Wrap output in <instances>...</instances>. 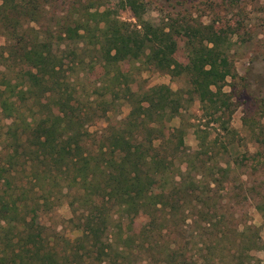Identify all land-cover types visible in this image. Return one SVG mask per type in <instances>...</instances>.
<instances>
[{
	"label": "trees",
	"instance_id": "16d2710c",
	"mask_svg": "<svg viewBox=\"0 0 264 264\" xmlns=\"http://www.w3.org/2000/svg\"><path fill=\"white\" fill-rule=\"evenodd\" d=\"M54 1L0 0V32L6 38V45L0 46V101L13 118L7 133L13 140H7L6 147L0 152V263L26 264L29 257L34 264H178L181 256L186 260L189 254L178 253L174 247L176 242L166 240L161 229H157L158 204L166 202L161 210L164 217L166 208H170L171 222L175 217L173 210L178 208L168 202L174 195L185 198L182 206L184 209L189 207L184 210L186 213L183 212L186 220L193 219L189 214L190 204L199 217L207 212L211 217L216 215L215 204L211 205L210 198L198 196L197 189L201 184L195 179L187 184V178L191 176L189 169L194 168L192 163L188 166L191 160L185 158L179 161L180 166L176 164L178 156L175 152L184 144V133L178 131L181 132L178 143L173 141L175 133L174 137L172 133H166L170 128L168 121L179 113L180 103L176 99L179 94L161 87L152 94L147 92L136 98L135 93L127 90L132 107L128 116L107 126L96 136L88 128L97 116L94 101L88 97L90 105L83 103L67 75V68H79L89 56L85 53L88 49L105 62L110 74L115 72L117 78L111 79L116 80L125 62L143 60L173 76H190L199 100L215 102L217 109L220 97L210 86L229 73L230 33L208 26L203 27L202 33L195 27L189 29L191 43L188 41L185 45L189 61L183 64L175 58L178 41L163 27L155 28L149 22L133 26L112 17L106 10L87 11L88 17L76 19L74 27L68 22L56 23L49 17V7ZM129 3L136 10L135 3ZM55 23L60 26L56 32L52 30ZM199 34L200 45H197L194 38ZM10 71H17L15 77L24 80L22 87L8 78ZM36 100L44 109L40 111L42 120L33 126L24 113L36 106L33 104ZM162 103L169 106L168 111L163 109ZM224 104L223 100L220 105ZM31 116L36 119L34 112ZM224 129L230 128L225 125ZM93 140L94 148L88 147L87 142ZM199 147L200 154L207 153L206 138ZM183 162L187 164L188 173L182 171ZM200 168L206 173L207 163ZM229 173L230 167H219V175L213 173L210 176L220 184ZM177 175L184 180L177 181ZM19 176L25 178L21 186L15 183ZM59 178L65 182L64 186L56 182ZM168 178L172 183L165 200V196L156 191L166 192ZM65 188L76 190L70 204L75 216L82 220V235L71 241L63 236L33 232L18 235L21 238L19 244H15L14 237L19 234L15 233L16 223H26L31 209L25 203V208L29 209L23 214L24 219L12 216L19 215L18 192L30 191V202L34 203L32 211L36 213L51 210L53 203L59 204L58 199L64 195ZM105 198L122 205L128 214H137L138 219L143 218L142 212L152 206L155 209L152 221L132 235L123 231L127 227L122 221L121 231L114 229L110 238V215L98 201ZM121 198H124L123 202H119ZM81 209L82 214L77 215ZM211 220L214 219L206 215L197 222L201 221L200 224L208 229L214 226ZM2 222L9 224V228ZM34 223L26 224L28 228H34ZM242 235H248L246 229ZM215 237L218 240L217 234H212L211 240ZM60 239L67 245L62 253L57 250L56 241ZM244 240L253 246L258 242L253 236ZM16 246L18 252H15ZM140 253H145L147 258L137 259ZM238 264H246L243 255Z\"/></svg>",
	"mask_w": 264,
	"mask_h": 264
},
{
	"label": "rangeland",
	"instance_id": "374dc122",
	"mask_svg": "<svg viewBox=\"0 0 264 264\" xmlns=\"http://www.w3.org/2000/svg\"><path fill=\"white\" fill-rule=\"evenodd\" d=\"M129 1L135 3L136 10L130 6ZM95 10L110 11L112 17L132 23L133 26L149 22L155 28L163 27L165 31H171L178 41L175 58L183 64L189 61V53L185 46L188 41L191 43L189 29L195 27L202 33L205 31L203 27L208 26L230 33L227 53L230 63L229 73L224 79L220 78L215 85L210 86L212 92L220 97V101L216 103L219 110L214 108L215 102L199 100L190 76L186 74L173 76L155 65L146 64L143 60L125 62L118 72V79L113 80L112 77L117 78L114 76L115 72L112 71L110 74L105 62L95 52L87 49L85 53L89 56L86 61L74 70L67 68V75H70L84 104L88 103V97L94 101L93 107L97 116L88 128L96 136L101 135V131L107 126L117 124L128 116L132 107L127 98V90L129 93L130 91L135 93L136 98L142 97L147 92L152 94L161 87L177 92L176 94L179 95L176 99L180 103L179 113L168 121L170 128L166 133H172V137L175 133L176 137L173 141L176 143L181 133L178 131L184 133V144L178 152H175L176 157L178 156L176 164L180 166L179 161L185 158L191 160L188 166L192 163L195 169H189L191 176L185 175L189 177L187 184L192 179H195L197 184H201L197 189L198 196L210 198L211 205L215 204L216 215L211 217L210 212L206 213L209 219H214L211 220L214 226L205 229L206 227L200 224L202 222L198 223L197 220L205 219L206 215L197 216V210L190 204L189 214L193 219L186 220L183 212L189 207L184 209L182 206L185 198L174 195L168 200L173 205H178V208L173 210L174 220L169 221L170 208H166L167 216L163 217L161 209L166 203L163 201L162 205L157 206L160 210L157 229H161L166 240L168 238L176 242L174 247L178 253L183 255L188 252L189 257L185 260L181 256L178 264H238L242 255L246 264H264V0H55L49 7V17L56 23L68 22L74 27L77 25L76 19L83 20L88 17L87 11L89 13ZM56 23L52 28L55 32L60 28ZM200 37L201 34L194 38L197 45H200L198 43ZM4 45L6 38L0 32V46ZM16 75L17 71L8 72V78L22 87L21 83L24 80L15 77ZM223 100L225 104L221 106ZM33 104L36 106L25 112L24 116L35 126V122L42 120L40 111L44 108L37 100ZM19 106L22 107L20 100ZM25 107L24 104L23 109ZM162 107L168 111L169 106L162 103ZM33 112L36 119L31 116ZM214 112L216 113L213 114ZM12 122L13 118L9 110H6L0 101V152L6 147L7 140H13V137L7 134ZM225 125L230 128L228 131L224 129ZM204 138H206L207 153L200 154L199 146ZM93 142L94 140L88 141V147L94 148ZM170 152L172 151L169 150ZM204 162L207 163L206 173L203 169L202 172L200 171ZM219 167H230V173L220 184L215 183L210 176L213 173L219 175L217 174ZM186 168L187 164L183 162V173H188L189 170ZM19 177L20 179L16 178L15 183L21 186L25 178ZM168 180L169 183L164 190L166 192L155 190L156 193L165 196V200L172 183L169 178ZM181 180L184 179L177 175V181ZM56 182L60 186L65 185L61 178ZM210 183L212 184L209 185ZM14 186L12 184V187ZM188 190L189 188L187 192ZM26 192L25 194L22 191L18 192L19 202H17L21 203L18 206L19 215L12 216L19 220L24 219L23 214L29 209L24 206L27 203L31 209L26 217V223L34 221V228H28L23 222L16 223L15 233L19 232V234L14 237L15 244L18 245L21 238L18 235L33 232L45 236H63L71 241L82 235L83 231L80 228L82 220L75 216L70 204L76 190L70 191L65 188L64 195L58 199L59 204L53 203L51 210L39 211L40 213L32 211L34 203L30 202V191ZM118 200L123 202L124 198ZM98 201L101 208L110 215L108 219L110 238L114 229L121 231L119 225L122 221L127 227L124 232L129 235L134 232L139 233L142 227L152 221L155 212L150 206L142 212L143 218L138 219L137 214L126 213L122 205L115 204L108 198ZM82 210L77 215H81ZM2 223L9 228V224ZM244 229L248 235H242ZM212 234H217L218 240L216 237L214 241L211 240ZM252 236L258 238L254 246L244 240ZM56 242L57 250L62 253L67 245L63 239ZM18 251L16 246L15 252ZM146 258L145 253L137 256L140 261ZM26 264H34V262L28 257Z\"/></svg>",
	"mask_w": 264,
	"mask_h": 264
}]
</instances>
